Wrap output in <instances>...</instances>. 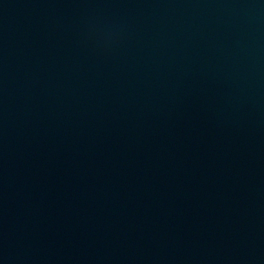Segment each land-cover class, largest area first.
I'll return each instance as SVG.
<instances>
[{
  "label": "water",
  "instance_id": "obj_1",
  "mask_svg": "<svg viewBox=\"0 0 264 264\" xmlns=\"http://www.w3.org/2000/svg\"><path fill=\"white\" fill-rule=\"evenodd\" d=\"M0 264H264V0H0Z\"/></svg>",
  "mask_w": 264,
  "mask_h": 264
}]
</instances>
